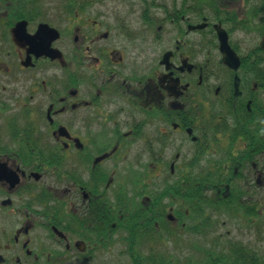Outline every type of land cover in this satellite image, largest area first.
<instances>
[{
	"label": "flooded vegetation",
	"instance_id": "flooded-vegetation-1",
	"mask_svg": "<svg viewBox=\"0 0 264 264\" xmlns=\"http://www.w3.org/2000/svg\"><path fill=\"white\" fill-rule=\"evenodd\" d=\"M0 264H264V0H0Z\"/></svg>",
	"mask_w": 264,
	"mask_h": 264
},
{
	"label": "rangeland",
	"instance_id": "rangeland-1",
	"mask_svg": "<svg viewBox=\"0 0 264 264\" xmlns=\"http://www.w3.org/2000/svg\"><path fill=\"white\" fill-rule=\"evenodd\" d=\"M55 6H58V4L56 2H47V8L48 9H54ZM142 7V3L139 4V9L141 10ZM60 9V6L58 7ZM138 10L136 11L134 14H131L128 19H129V26L130 28H147L145 26L150 25L152 26V28H157L158 24H154L152 25V14L151 15H145V12L143 13V10ZM159 14V13H158ZM144 15L146 17H144ZM160 15H157V13L155 14V18L158 19ZM52 19V22L59 25V27H63V23L57 19ZM142 20L145 22H142ZM147 24V25H145ZM162 28H168L167 26H164ZM236 38H239V36L236 35Z\"/></svg>",
	"mask_w": 264,
	"mask_h": 264
},
{
	"label": "water",
	"instance_id": "water-1",
	"mask_svg": "<svg viewBox=\"0 0 264 264\" xmlns=\"http://www.w3.org/2000/svg\"><path fill=\"white\" fill-rule=\"evenodd\" d=\"M225 44V47L223 48L224 52H225V59L228 60V61H231L233 58H232V54L230 53V51H228L227 49V43H224ZM228 52V53H226Z\"/></svg>",
	"mask_w": 264,
	"mask_h": 264
}]
</instances>
